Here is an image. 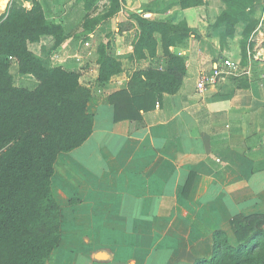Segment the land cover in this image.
<instances>
[{"label":"crops","instance_id":"0c3cea01","mask_svg":"<svg viewBox=\"0 0 264 264\" xmlns=\"http://www.w3.org/2000/svg\"><path fill=\"white\" fill-rule=\"evenodd\" d=\"M8 2L0 0V15L14 3L26 9L37 3L48 24H60L66 37L59 44L50 34L27 44L46 66L77 72L80 85L91 87L103 41L123 67L88 99L90 136L54 162L60 241L47 264H196L211 257L215 231H223L233 246L253 235L264 221V0L246 6L247 18L235 23L231 36L220 17L227 9L223 0L185 7L180 0ZM134 14L184 22L190 30L170 49L185 61L179 90L143 91L141 109L128 82L149 59L133 55L137 31L126 24ZM154 37L162 56L161 36ZM250 46L263 54L250 75L197 91L199 76L222 67L224 59L248 68ZM54 53L62 58L53 60ZM10 73L16 86V77L37 85L32 75L17 72L15 61ZM239 78L249 86L240 87Z\"/></svg>","mask_w":264,"mask_h":264},{"label":"trees","instance_id":"16d2710c","mask_svg":"<svg viewBox=\"0 0 264 264\" xmlns=\"http://www.w3.org/2000/svg\"><path fill=\"white\" fill-rule=\"evenodd\" d=\"M223 1L227 9L220 17L231 36L235 23L247 18L245 8L253 0ZM199 2L180 0L182 7ZM131 20L126 27L137 31L133 55L149 59V65L136 69L128 82L134 105L141 109V92L160 95L179 90L185 61L170 49L190 30L184 22L172 24L139 14ZM119 26L118 34L124 25ZM60 31V24L45 21L37 3L31 9L14 3L0 15V264H47L60 241V208L51 189L54 162L59 153L80 146L92 132L93 115L87 105L92 91L80 85L79 73L46 66L27 46L43 34L53 35L59 44L66 37ZM249 32L246 29L244 41ZM155 33L161 36L162 56L157 54ZM13 61L18 73L35 78L33 89L14 85ZM96 64L100 86L123 71L110 42L98 43ZM238 80L240 87L249 86L247 79ZM256 227L247 241L236 246L223 231H215L211 257L196 264H264V221Z\"/></svg>","mask_w":264,"mask_h":264},{"label":"built area","instance_id":"2783aa9c","mask_svg":"<svg viewBox=\"0 0 264 264\" xmlns=\"http://www.w3.org/2000/svg\"><path fill=\"white\" fill-rule=\"evenodd\" d=\"M15 0H9V6H11V3H13ZM85 46H88L89 44L87 42H84ZM262 53L260 49L252 48L251 46L247 49V56L249 59V67L244 69L241 68L238 64L234 63L230 59H224L222 63V67H217L212 70L209 74H202L199 76V79L196 83V89L198 92H202L206 89L208 85L215 84L219 80H224L225 78H228L230 76H240V75H250L251 74V65L253 62H256L257 60H260L262 57ZM53 60H59L62 58L61 55L58 53H54L52 56ZM219 161V159H218Z\"/></svg>","mask_w":264,"mask_h":264},{"label":"rangeland","instance_id":"374dc122","mask_svg":"<svg viewBox=\"0 0 264 264\" xmlns=\"http://www.w3.org/2000/svg\"><path fill=\"white\" fill-rule=\"evenodd\" d=\"M17 4V3H16ZM128 63V62H126ZM17 74H14V77H16ZM14 81L17 83L19 86H24L26 88H33L34 87V82L30 79H20L19 77H16ZM85 82V81H84ZM84 87V86H83ZM88 88L89 90L95 92V91H101L103 89V85H98V83H93L91 87H85Z\"/></svg>","mask_w":264,"mask_h":264}]
</instances>
